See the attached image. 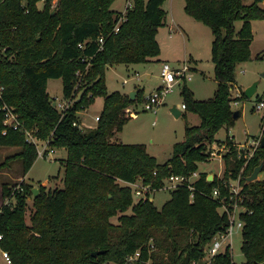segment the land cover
Returning <instances> with one entry per match:
<instances>
[{
	"label": "trees",
	"instance_id": "1",
	"mask_svg": "<svg viewBox=\"0 0 264 264\" xmlns=\"http://www.w3.org/2000/svg\"><path fill=\"white\" fill-rule=\"evenodd\" d=\"M40 1L0 0V147L20 148L0 162V170L19 158L26 174L39 156L24 130L5 123L7 104L23 128L33 129L51 147L68 150L65 186H39L28 224V199L35 186L25 180L14 186L4 183V199L12 196L16 202L0 207L1 248L9 251L13 264H124L137 250L141 256L136 264H206L205 247L229 225L228 213L219 211V198L210 195L218 187L229 203L225 180L237 177L246 161L238 157L232 138L221 140L216 134L235 123L232 103L240 98L234 90L236 70L252 58V20L264 18L260 0H185L186 12L208 24L215 35L212 59L218 86L207 99L183 86L186 109L199 114L201 123L186 125L185 138L174 144L165 162L145 143L113 139L132 115L127 109L144 95L141 89L135 99L119 90L109 92L105 79L109 65L144 62L161 53L157 34L167 23L166 0H134L117 32L121 11L112 7L115 0H58L56 8L54 0H44L42 7ZM237 20H243L239 30ZM50 78H62L65 98L72 99L62 111L48 92ZM98 95L105 97V104L97 126L78 125V112ZM215 142L231 146L224 176L211 180L201 171L193 198L187 185H179L159 208L150 197L137 201L132 187L119 181L142 178L161 188L172 174L198 171L199 164L210 159ZM262 161L261 144L242 179L247 207L241 214L244 264L264 262V178L246 179ZM119 212V223L112 222ZM98 249L106 252L93 255ZM211 264H237L231 247Z\"/></svg>",
	"mask_w": 264,
	"mask_h": 264
},
{
	"label": "rangeland",
	"instance_id": "2",
	"mask_svg": "<svg viewBox=\"0 0 264 264\" xmlns=\"http://www.w3.org/2000/svg\"><path fill=\"white\" fill-rule=\"evenodd\" d=\"M58 0H54L55 8ZM250 3L253 0H244ZM127 0H115L113 8L124 9ZM185 0H166L163 7L168 12L169 21L173 24L174 30L171 32L166 26L160 28L161 53L150 57L148 61L136 63H118L109 65L106 69V86L109 92L119 90L123 93H130L134 89L137 95L140 89L143 95L147 96L165 83L162 78V67L165 61H169L174 68L183 66L188 62L191 66L186 71V78H181L176 82L174 89L166 95L164 103L156 110L146 109L144 101L140 100L130 106L133 113L130 119L124 124L123 129L118 133L121 141L126 143H145L148 151L157 156L160 162H165L172 155L173 146L176 142L185 138L186 125H199L201 117L199 114L189 111L184 107L182 95L183 86L187 84L197 98L207 99L212 97L218 86L215 78V64L212 59V45L214 33L211 27L201 20L189 15L185 10ZM264 7V1H260ZM44 5V0L38 3L39 7ZM243 20L236 21V28L239 30ZM254 38L251 44L252 58L238 64L236 70L235 95L240 96L238 102H233V110L242 109L243 113L235 119L231 127L221 128L216 137L226 140L230 137L237 144H245L250 151L263 137L264 111L257 108L259 100L264 99V18H254L252 20ZM262 54L261 58L257 55ZM193 62V64H192ZM189 76L192 78L189 79ZM260 80L257 93L249 97H243L248 86ZM48 92L56 102H64L68 99L64 95V85L62 78H50L48 82ZM136 95V96H137ZM247 96V95H246ZM144 99V97H143ZM70 101V100H69ZM178 104L183 110V114L177 117L170 110L174 104ZM105 104V97L98 95L94 101L85 109L78 112L81 120L88 125L97 123L96 115L102 113ZM128 112V111H127ZM43 147L45 142L39 141ZM219 152L225 154L227 147L221 144L214 145ZM19 147H0V162L4 161L8 155L18 151ZM68 158V150L65 147H55L54 152L48 156L39 155L28 173L24 174V164L22 159L11 160L10 164L0 170V207L6 202H16L14 197L8 199L3 197V184L8 183L14 186L20 180H25L34 186L46 185L47 188L55 189L65 186V161ZM225 159L218 155L210 157L208 161L199 164L198 171H213L221 173L223 171ZM208 172V173H209ZM225 169L223 171L224 175ZM259 179L264 178V171L259 173ZM123 185H127L124 180H119ZM46 182V183H45ZM168 180L164 186L152 194L154 204L162 208L164 203L172 197L174 187ZM34 196L28 199L27 222L31 224V215L34 211ZM222 208L219 211L222 212ZM130 208L126 213H131ZM119 214L111 218L114 223H119ZM231 244L234 261L237 264H244L246 257L242 249L243 228L235 227L232 237L227 238V244ZM226 244V245H227ZM224 245V246H226ZM1 248V246H0ZM225 247L221 252L225 251ZM204 262L208 264V258ZM5 258L0 249V264H5Z\"/></svg>",
	"mask_w": 264,
	"mask_h": 264
},
{
	"label": "built area",
	"instance_id": "3",
	"mask_svg": "<svg viewBox=\"0 0 264 264\" xmlns=\"http://www.w3.org/2000/svg\"><path fill=\"white\" fill-rule=\"evenodd\" d=\"M53 5H55V3H53ZM133 5H134V0H127L126 6L124 7V9L120 10L121 15H120L119 21L114 27V30L116 32L119 31L121 23L126 19V14H127L128 9L132 8ZM99 42L101 44L104 43L103 35L99 38ZM79 46L83 47L84 44L80 43ZM190 68L191 67L188 62H186V64H184L183 66L178 65V68H174L173 65L169 61H165L163 63L162 72H161L162 78L165 84L161 86L160 88L156 89L154 92L150 93L149 95L144 96L143 101H144L145 108L156 111L164 103L166 95L174 89L176 82H178L181 78L187 77L186 71ZM77 75L78 77L81 78L80 71L77 72ZM191 78L192 77L189 76V79ZM80 83L81 82L77 83L76 88L79 87ZM0 95H1V91H0ZM234 102H238V100ZM71 103H72V99H68L67 101H64V102H59V103L56 102V106L58 107L60 111H62L66 109ZM184 107L186 108L185 104H184ZM257 107H258L257 108L258 110L264 111V99L259 100ZM3 110L6 116L5 123L13 126L15 129L20 128L24 130L26 132L28 140L37 145L39 155L46 157L50 153L54 152L55 148L49 145V140L40 139L37 135L34 134L33 129L23 128L22 122L18 118V114L14 111L12 107L5 104L3 105ZM131 111L133 112V110ZM99 117L100 116H97V120H99ZM75 124H78V123L75 122ZM40 140H43L45 142V145L43 147L39 145ZM261 143H262V140L258 142V146H260ZM215 144L216 142L211 146V157L212 155L213 156L218 155L222 159H225V155L231 151V146L227 142L218 143V144H221V146H225L228 148L225 154H221L219 151L223 149V147H219L217 149L216 146H214ZM235 144L238 150V157L239 158L243 157L245 158L246 161H245V165L240 170L237 177H230L225 180V183L228 186L229 192H230V202L229 203H226L225 197H221V192L218 187L214 188V190L212 191V194L210 195L213 198H216V199L219 198L221 202L220 208L223 209L222 212L223 213L226 212L229 215V225L226 228V230L218 232L213 237L211 242L205 247V252H206L205 258H208V264H211L215 256L221 253L222 248L224 247L227 248L228 246L231 247L230 243L227 244V238L233 236L235 227L244 228V220L242 219L241 214L247 210V207L244 204L245 193L243 192V189H244V183L242 181L243 173L245 170V166L249 163L250 159L256 154L258 147L257 148L255 147L254 149L250 151L244 152L243 150L246 149L245 144H237L236 142ZM200 173L201 171H196L189 176L183 175V174H172L165 179V182L169 180L172 183L170 187H174V188H177L179 185H187L192 191L191 198H193L194 197L193 191L195 189L194 182L200 177ZM223 176L224 175H221L219 177H223ZM125 183L132 187L134 196L137 201L141 199L146 200L149 197L152 198V194L159 189V188L154 187L150 183H146L144 179L142 178L136 181H132V182L125 181ZM10 198H12V196L8 197V199ZM2 238H3V234L0 233V241L2 240ZM0 249H1L2 255L5 258V261H6L5 264H13V259L9 251L3 248H0ZM140 256H141V251L137 250L136 252H134L133 254H130L127 257V260L124 264H136ZM104 264H114V263L111 261H108V262H105Z\"/></svg>",
	"mask_w": 264,
	"mask_h": 264
},
{
	"label": "water",
	"instance_id": "4",
	"mask_svg": "<svg viewBox=\"0 0 264 264\" xmlns=\"http://www.w3.org/2000/svg\"><path fill=\"white\" fill-rule=\"evenodd\" d=\"M260 1H264V0H260ZM260 83V80H257L255 81L253 84H251L250 86H248L245 90V93L247 95V97L251 98L252 96H254L257 91H258V85ZM137 90H133L130 92V96L132 99H135L136 98V95H137ZM54 105H56V102H54ZM170 110L173 114H175L177 117L181 116L183 114V111L182 109L177 105V104H173L171 107H170ZM243 111L242 109H237V110H234V118L235 119H238L241 115H242ZM262 146L264 147V135L262 137ZM264 169V161H262L255 169L254 171L252 172V174H250L248 177H247V180L248 181H254V180H257L259 179V173L262 172ZM208 178L209 179H213L214 178V174L213 173H209L208 175ZM33 193H34V197H37L39 192H40V187H34L32 189ZM106 252V249H98V250H95L92 252L93 255H98V254H101V253H104ZM264 264V262L262 263Z\"/></svg>",
	"mask_w": 264,
	"mask_h": 264
},
{
	"label": "crops",
	"instance_id": "5",
	"mask_svg": "<svg viewBox=\"0 0 264 264\" xmlns=\"http://www.w3.org/2000/svg\"><path fill=\"white\" fill-rule=\"evenodd\" d=\"M113 7V6H112ZM115 9V8H114ZM116 10H123V9H116ZM166 25H167V27L170 29V35H171V32L174 30V27H173V24L172 23H170V21H169V16H168V12H167V23H166ZM166 25H164V26H166ZM161 28V27H160ZM159 34H160V29H159V32H158V34H157V39H158V41H159V43H160V38H159ZM161 45V44H160ZM192 64H193V62H192ZM191 66V65H190ZM135 90V89H134ZM137 91H138V89H137ZM174 104H176V103H174ZM178 105V104H177ZM232 105H233V103H232ZM179 106V105H178ZM127 111H129L128 113L130 114V112L131 113H133L132 111H131V109H130V107L127 109ZM183 111V110H182ZM101 114V113H100ZM100 114H98V115H96V120H97V116H100ZM79 118H80V116H79ZM79 123H80V125L82 126V127H96L97 126V124H98V120H97V123H94V124H90V125H88L87 123H85L84 122V120H81V119H79ZM120 131H116L115 132V134H114V136H113V139H116V140H118V141H121V138H120V136H119V133ZM236 143H238V142H236ZM224 160V159H223ZM224 169H225V163H224V167H223V171H224ZM223 171L221 172V173H216V172H213V171H211V172H209V171H206V172H209V173H213L214 174V177H215V175H218V176H221L222 174H223ZM46 183V182H45Z\"/></svg>",
	"mask_w": 264,
	"mask_h": 264
}]
</instances>
